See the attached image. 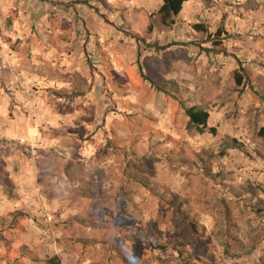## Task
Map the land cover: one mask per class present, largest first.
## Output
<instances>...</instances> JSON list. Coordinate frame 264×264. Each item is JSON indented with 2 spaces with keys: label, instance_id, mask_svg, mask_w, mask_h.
<instances>
[{
  "label": "crops",
  "instance_id": "0c3cea01",
  "mask_svg": "<svg viewBox=\"0 0 264 264\" xmlns=\"http://www.w3.org/2000/svg\"><path fill=\"white\" fill-rule=\"evenodd\" d=\"M50 1L61 5L0 0V30L6 29L13 8L15 31L7 36L24 43L32 39L33 43L27 60L23 51L0 52V151L4 155L0 165L11 186L8 190L0 183V217L19 211L30 217L48 214L57 220L84 196L82 166L91 158L96 160L93 156L101 146L102 131L82 119L85 111L80 104L90 100L91 93L72 97V83L63 81L64 76L78 75L95 87L104 82L148 83L140 75V65L149 79L175 83L179 100L192 103L187 106L209 112V126L221 137L237 139L234 133L243 131V126L257 132L264 127V0H188L171 28H164L157 16L163 0ZM82 2L88 5L76 4ZM67 11L73 12L72 18L64 13ZM75 16L87 29L76 34L80 47L63 40L67 35L58 23L76 22ZM224 17L227 55L202 51L210 50L212 44L193 26L203 24L215 34ZM50 19L57 21V28L49 29ZM149 26L153 27L150 34ZM120 27L146 38L149 47L126 36ZM49 35L60 39L56 45L50 42L49 46L47 40L40 45L36 40ZM240 68L249 82L238 88L233 75ZM2 69L16 74L8 77ZM50 69L61 76L50 78ZM230 95H236L233 115L228 114ZM172 106L166 112V133L171 136L179 133L173 124ZM182 114L187 129L188 118ZM98 116L100 125L102 112ZM36 119L42 121L40 128L34 125ZM21 140L26 146L20 145ZM31 146L38 147L36 156L30 153Z\"/></svg>",
  "mask_w": 264,
  "mask_h": 264
},
{
  "label": "rangeland",
  "instance_id": "374dc122",
  "mask_svg": "<svg viewBox=\"0 0 264 264\" xmlns=\"http://www.w3.org/2000/svg\"><path fill=\"white\" fill-rule=\"evenodd\" d=\"M64 13L73 17V12ZM15 16L12 8L6 29L0 30V52L23 51L27 60L32 39L24 43L7 36L15 31ZM52 19L49 29L58 27ZM75 20L58 23L67 35L63 40L80 47L76 34L87 29L77 16ZM36 40L50 46L60 39L49 35ZM11 70L2 69L14 77ZM47 74L61 76L51 69ZM63 81L72 83V97L91 93L80 104L82 119L102 131L96 160L82 166L84 196L63 218L27 215L18 221L20 228L0 235V264H46L54 256L62 264H264V140L255 129L243 126L234 133L243 150L219 157V141L184 129L179 103L148 83L95 87L78 75ZM235 96L230 95L231 115ZM170 104L176 138L166 133ZM98 112L103 114L100 125ZM181 160L193 168L179 166ZM2 173L0 165V183ZM137 236L147 242L134 243ZM162 245L168 248L162 250ZM26 253L37 259L21 257Z\"/></svg>",
  "mask_w": 264,
  "mask_h": 264
},
{
  "label": "trees",
  "instance_id": "16d2710c",
  "mask_svg": "<svg viewBox=\"0 0 264 264\" xmlns=\"http://www.w3.org/2000/svg\"><path fill=\"white\" fill-rule=\"evenodd\" d=\"M39 1L43 3L51 4L52 6L61 5L58 2H53L50 0H39ZM187 1L188 0H163V5L159 9L157 16L159 17L161 25L164 28H171L175 24L177 16L180 14L184 3H186ZM76 4L88 5V3L85 2L76 3ZM224 21H225V17L222 19L221 26L219 27L218 31L215 34H211L209 28L203 24H196L193 26V29L196 32L203 34V36H206V41L211 42L212 44V48L210 50L201 49L202 51L212 52L214 54L222 53L224 55H227V51L223 47V40L226 38V35L224 37L225 34ZM152 31H153V27L149 26L147 29V33L150 34ZM121 32H123L126 36L131 37L137 43H140L145 47H149V44H147L146 42V38L141 37L131 31L126 32L121 30ZM140 57L141 56L138 53L137 55L138 61L140 60ZM138 67L143 81L148 82L156 92L165 94L166 96L172 98L173 100L179 103L185 116L188 118V122H187L188 130H193L199 135L208 133L219 141V147H218L219 157L226 156L230 150H243L244 146L237 139L231 137H221L215 128L209 126V119H210L209 112H207L205 109L201 107H197V106L189 107L186 105L184 101L179 100V87L175 83H169L166 81H162L160 83L155 82L149 79L146 75H144L140 65H138ZM233 78L238 88H240L243 85L244 81L246 83L249 82L246 71L241 68L234 73ZM62 79L67 80V76L62 77ZM257 137L259 139L264 140V127H262L257 132ZM184 164L186 165L185 167H187L191 163L181 160L178 165L179 166L182 165L181 167H184ZM190 168H193V165H190ZM2 176H3L2 184H4V186H6V188H8L9 190L11 186L10 183L8 182L7 176L4 173H2ZM246 193L247 194L252 193V188L247 190ZM155 196L164 198V196L161 195L160 193H156ZM24 218H27V215L19 211L10 213L5 217H0V235H5L8 232L20 228L17 225V223L18 221H21ZM132 241L137 244H145L147 242L145 237H138V236L135 237ZM3 245L4 243L0 245V249L2 248ZM160 248L162 250H166L168 248V245H162L160 246ZM2 250H6V252H8L7 248H4ZM21 257L32 258L35 260L37 259L35 256L31 255L30 253L22 254ZM45 262L46 264H62L60 258L57 256L51 257L50 259H47Z\"/></svg>",
  "mask_w": 264,
  "mask_h": 264
},
{
  "label": "built area",
  "instance_id": "2783aa9c",
  "mask_svg": "<svg viewBox=\"0 0 264 264\" xmlns=\"http://www.w3.org/2000/svg\"><path fill=\"white\" fill-rule=\"evenodd\" d=\"M34 125H35L36 128H40V127L42 126V121H41V119H36ZM19 143H20V145H22V146H26V142L23 141V140L19 141ZM29 149H30V150H29L30 153H31L33 156H36V155H37L38 147H32V146H31Z\"/></svg>",
  "mask_w": 264,
  "mask_h": 264
}]
</instances>
